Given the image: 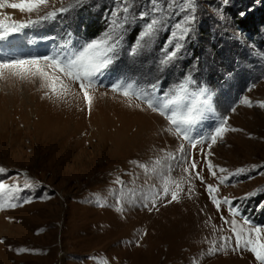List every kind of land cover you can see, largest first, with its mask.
Returning <instances> with one entry per match:
<instances>
[{"label":"rangeland","instance_id":"374dc122","mask_svg":"<svg viewBox=\"0 0 264 264\" xmlns=\"http://www.w3.org/2000/svg\"><path fill=\"white\" fill-rule=\"evenodd\" d=\"M53 2L59 6V0ZM116 2L85 0L53 21L25 28L0 41V59L51 56L65 47L79 48L108 30ZM132 3L137 12L150 7L148 0ZM196 15L185 49L167 66L160 64L161 49L167 47L169 29L179 17L169 18L137 55L130 49L145 21L137 16L126 25L118 58L94 78L90 109L76 84L70 85L69 95L57 98L41 87L40 77L0 69V167L6 170L0 181L11 184L16 178L21 190L11 202L22 205L0 211V264H259L246 250L215 255L207 250L213 241L221 243V236L232 235L221 216L248 221L246 229H264V175L258 174L264 169L231 176L220 184L208 172L206 161L229 172L264 165V109L257 106L264 101V0H229L227 5L222 0H197ZM5 16L20 21L34 19L36 13L0 8V19ZM188 75L196 81L192 91L208 90L212 109L191 136L211 143L208 137L223 117L226 127L242 131L225 132L211 148L200 144L192 149L165 131L167 121L141 101L111 91L121 82L151 91L155 83L159 96ZM244 96L253 107L240 104ZM181 143L185 154L195 158L204 183L193 177L190 184L181 185L184 191L178 202L158 201L150 211L144 205L160 190V173L172 165L173 179L186 175L177 161L164 158L165 153L177 154ZM130 161L156 167V172H145ZM214 171L226 175L218 168ZM117 177L123 185L115 183ZM25 179L31 187H24ZM207 184L218 187V199L232 200L238 208L235 217L226 204L217 211ZM116 193L121 194L119 205ZM248 193L254 195L238 199ZM20 247L30 251L18 254L15 249Z\"/></svg>","mask_w":264,"mask_h":264},{"label":"snow or ice","instance_id":"6c2138e0","mask_svg":"<svg viewBox=\"0 0 264 264\" xmlns=\"http://www.w3.org/2000/svg\"><path fill=\"white\" fill-rule=\"evenodd\" d=\"M84 2L85 0H59V6H56L53 0H20L18 3H0V8L10 7L18 9L22 13H36L34 19L28 18L27 20L17 21L7 16L0 19V41L8 40L9 37L23 31L25 28L46 21H53L61 14L69 12L70 9L83 6ZM222 3L227 5L229 0H222ZM148 4L150 7L147 10L137 12L134 10L132 0H117L115 7L109 13L108 30L99 38L85 42L79 48L74 46L71 48L65 47L51 56L0 59V69H20L32 76L40 77L44 81L41 87L47 88L57 98L69 95L70 85L76 84L83 95V100L90 109L93 100L90 90L96 87L94 78L118 58L126 31L125 26L135 21L137 16L145 23L130 49L132 55H137L142 49L147 48L161 29L168 25L169 18L179 17L169 29L170 34L165 41L167 47L161 49L163 58L160 60V64L162 66H167L180 57L185 49L186 41L194 33V25L197 23V0H164V3H161V0H148ZM236 38L239 39V36ZM194 85H196V81L191 75H188L171 92H163L159 96L156 95L158 87L155 83L151 85V91L137 90L134 83L129 82L113 84L111 91L118 92L126 98L141 101L148 109L167 121L169 127L165 131L175 134L182 141H187L192 149H196L200 144H207V147L211 148L212 144L223 138L225 132L242 131V129L226 127L227 117H223L208 137L211 143H207L203 138L194 139L191 136L194 126L205 118L206 112L212 111L208 90L199 88L198 91H192L191 86ZM240 104L247 107L254 106L248 96H244L240 100ZM257 106L264 109V101H258ZM231 111L235 112L236 109L232 108ZM200 151L203 152V149H200ZM207 155H211V152H208ZM164 158L177 161L176 166L181 167L186 175L181 177L180 180L173 179L171 176L172 165H168V172L160 173V190L155 192L144 205L150 211L156 208L158 201L167 199L168 203L178 202L179 194L184 191L181 185L184 183L190 184L193 177L204 183V177L200 174V171H197L198 166L195 158L190 153L185 154L184 143L180 144L177 154L165 153ZM130 163L145 172H156V167L149 168L138 161H130ZM154 163L158 166L161 164V160L157 159ZM206 163L208 172L213 178H217L220 184H224L231 176L240 175L246 171L255 172L258 168L264 169V165H252L250 169L238 168L235 172H229L226 168L212 164L210 160ZM217 168L219 173H226V175L217 176V171H214ZM5 171L3 167H0V173ZM258 174L264 175V171H260ZM115 183L123 185V181L119 177H117ZM31 186L29 180L25 179L24 187ZM192 187L188 188L189 193L192 191ZM20 190L21 185L16 182V178H13L11 184L0 181V201H2L0 202V211L22 206L11 202ZM206 191L217 211H220L223 203L229 206V212L233 217L238 214V208L233 205L231 199L228 197H224L223 200L217 198L215 195L219 191L217 186L207 184ZM116 195L118 196L116 203L119 205L121 204V194L116 193ZM250 195H254V193H248L245 197L238 199H246ZM169 197L170 199H168ZM29 202V200H24V203ZM118 210L123 211V208L120 207ZM221 219L225 225H230L228 230L232 235L221 236V243L219 244L213 241L212 246L207 250V254L215 255L217 252H227L229 249L233 252L246 250L254 255L259 264H264V229L255 226L246 229L244 227L248 223L246 220L241 223L235 218L229 220L221 216ZM213 227L215 229V226ZM233 237L235 240L234 247L232 246ZM0 243H3V241L0 240ZM15 251L21 254L29 252L30 249L20 247ZM104 264H108V262L105 261Z\"/></svg>","mask_w":264,"mask_h":264},{"label":"bare ground","instance_id":"6f19581e","mask_svg":"<svg viewBox=\"0 0 264 264\" xmlns=\"http://www.w3.org/2000/svg\"><path fill=\"white\" fill-rule=\"evenodd\" d=\"M131 110H132V109H131ZM139 110H140V108H139ZM124 111H125V110H124ZM132 111H133V110H132ZM140 112H141V111H140ZM146 112H147V111H146ZM128 113H129V112H128ZM144 113H145V112H144ZM137 114H138V115H137V117H138L140 113H137ZM129 116H130V115H129ZM141 116H142V115H141ZM148 116H149V115H148ZM132 118H133V117H132ZM153 119H154V118H153ZM153 119H152V120H153ZM156 122H157V121H156ZM157 123H158V122H157ZM156 125H157V124H156ZM162 132H163V131H162Z\"/></svg>","mask_w":264,"mask_h":264},{"label":"trees","instance_id":"16d2710c","mask_svg":"<svg viewBox=\"0 0 264 264\" xmlns=\"http://www.w3.org/2000/svg\"><path fill=\"white\" fill-rule=\"evenodd\" d=\"M243 22H244V23L246 22V18H244V20L241 21V23H243Z\"/></svg>","mask_w":264,"mask_h":264}]
</instances>
